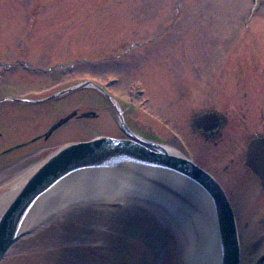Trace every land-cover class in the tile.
<instances>
[{"label":"rangeland","instance_id":"rangeland-1","mask_svg":"<svg viewBox=\"0 0 264 264\" xmlns=\"http://www.w3.org/2000/svg\"><path fill=\"white\" fill-rule=\"evenodd\" d=\"M29 21L36 22L33 36L40 42L37 54L26 57L35 71L21 70L15 62ZM0 50V60L16 65L5 78L17 84L23 77L25 93L34 90L35 81L43 91L53 85L52 93L85 84L40 105L39 133L73 111L96 113L73 117L46 141L0 155V213L8 189H17L22 173L49 154L72 142L117 134L98 93L101 83L123 102L128 86L138 90L135 107L160 129L157 140H142L181 154L163 135L158 124L163 118L183 140L181 147L197 156L202 147H213L192 131L197 115L214 110L228 118L223 147L241 133L261 130L256 123L264 121V0H0ZM243 120L253 123L247 127ZM139 125L149 132L143 119ZM7 138L10 144L0 152L29 139L23 133ZM132 170L127 166L121 174L152 197L178 200L162 187L168 185L188 204L195 202L188 185L182 188L173 176ZM83 173L35 210L33 216L50 212L47 222L24 229L0 264H189L173 221L152 205L117 193L109 194L112 200H74L80 184L110 178Z\"/></svg>","mask_w":264,"mask_h":264},{"label":"flooded vegetation","instance_id":"flooded-vegetation-1","mask_svg":"<svg viewBox=\"0 0 264 264\" xmlns=\"http://www.w3.org/2000/svg\"><path fill=\"white\" fill-rule=\"evenodd\" d=\"M35 23V21L28 22L26 41L19 47L21 57L15 62L17 65L19 64L21 70H31L34 68H32V63L26 57L36 55V51L40 46L39 39H37L36 35L33 36ZM130 47H132V44ZM108 48L107 46L103 48L104 55L102 60L106 61ZM2 52L0 50V56ZM0 58L4 57L1 56ZM113 61L117 62L118 56ZM15 66L6 63V59L0 60V72H3L2 74L0 73V148L5 144H10L7 136L14 140L15 137H19L23 133L29 139L4 148L0 152V155L25 149L41 139L46 141L54 133L45 138L47 132L44 134L39 133L37 129L39 127L38 118H40L41 112L38 108L41 104L52 101L49 97L53 95L51 90L53 85L50 84L52 85L49 87L50 91L47 89L43 91L36 89L37 85L35 81L34 90L25 93L21 90L22 85H24L23 77H19L20 83L16 84L13 81L18 80L9 81L4 76V74L13 71ZM33 70L35 71L36 69ZM107 85L109 84L101 83L98 93L102 99L104 109H109L112 113L111 116L117 130V134L110 137L116 139H132V137H137L145 140H157L154 134L157 135L156 131L160 129L153 125L155 121L151 120L150 117L141 115L139 109L133 103L138 96L140 97L141 93L138 90H133L132 86H128V96L124 104L118 97L108 92L109 86ZM213 112L217 113L218 118L215 120L206 119L200 128L193 126L192 119V131L205 144L213 146L202 147L199 156L192 155L189 147L188 149L181 147L180 143L182 139L178 137L176 132L170 130L167 124L169 121L165 123V118H163L162 122H158V124L163 131V135L167 136L168 140L175 142L180 148L182 154H177L185 157L203 170L222 189L233 214L238 245V264H264V188L260 177L247 165L246 159L250 142L255 138L264 137V121L256 123V127L259 125L261 130H254L253 132L244 131L246 133H241L243 139H241L242 137L237 139L235 137V141L228 139L225 147H223L222 145L225 143L224 133L229 129V124L231 123L227 117L218 111L210 110L203 114ZM198 116L200 115L196 117ZM140 119H143L145 124L148 125L149 132L145 133L141 131L142 127L139 125ZM243 123L247 124L246 126L248 127L253 121L250 123L247 120H243ZM244 139L246 142H241ZM203 196L207 200H211L207 192H204ZM211 202L213 203V200Z\"/></svg>","mask_w":264,"mask_h":264},{"label":"water","instance_id":"water-1","mask_svg":"<svg viewBox=\"0 0 264 264\" xmlns=\"http://www.w3.org/2000/svg\"><path fill=\"white\" fill-rule=\"evenodd\" d=\"M84 85L65 88L51 95L49 99L60 97ZM75 116L89 118L95 117L96 113L89 111L77 115V112L73 111L55 122L45 134V138ZM208 118L215 120L218 115L215 112L200 115L193 119V126L200 128ZM246 159L247 165L260 177L264 188V137L255 138L250 142ZM127 166H132V171L145 169L166 177L170 174L176 181H181L182 178L207 192L213 200V203L211 200L210 202L216 215L221 248L220 264H238V245L232 210L222 189L208 174L185 157L170 154L160 145L150 144L137 137L116 139L108 136L66 144L49 154L26 178H22L18 190L5 203L0 213V260L13 242L21 236L25 223L33 217L37 204L44 195L59 188V185H67L71 178L84 174L83 172L107 171L117 177H124L121 173ZM162 187L178 199H186L180 193L172 191L168 185Z\"/></svg>","mask_w":264,"mask_h":264},{"label":"bare ground","instance_id":"bare-ground-1","mask_svg":"<svg viewBox=\"0 0 264 264\" xmlns=\"http://www.w3.org/2000/svg\"><path fill=\"white\" fill-rule=\"evenodd\" d=\"M170 154H177L176 151L171 149H165ZM37 166V165H36ZM30 169L22 173L23 178H26L35 168ZM102 176L110 177L108 180L100 181L97 183H84L80 184L76 188L75 193L78 200L85 197L87 201L99 199L112 200L113 197L109 196L111 193H117L119 196H129L130 198L137 199L147 205L155 207L164 217H170L173 221V227L176 229L180 236L185 241L186 247V258L189 264H220L221 263V248L220 240L217 231L216 215L212 203L207 200L203 195L204 192L189 183L188 181L181 178L179 182L182 184V188L187 189L189 187L191 191V197L195 198V202L189 203L187 199L178 200H162L154 198L148 193L149 189L145 187H139L137 184L132 185L124 177H116L112 173H103L97 171ZM172 176L167 174V177ZM105 178V177H103ZM107 179V178H106ZM137 185V187L135 186ZM186 185L187 188H186ZM57 187H61L60 185ZM18 190L16 187L8 189L9 196L5 198L4 202L13 197L15 192ZM54 189L51 193H47L39 200L37 208L43 207L51 199ZM71 201H68L69 203ZM47 206V205H46ZM65 205L57 207L59 209ZM55 209V210H56ZM50 212L45 211L40 215H34L28 222L25 223V232H28L34 228L45 224L48 220ZM29 229V230H28Z\"/></svg>","mask_w":264,"mask_h":264}]
</instances>
